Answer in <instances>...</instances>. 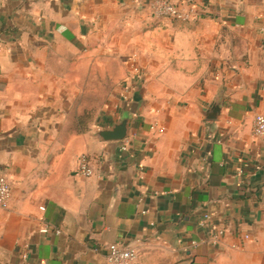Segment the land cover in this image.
I'll return each mask as SVG.
<instances>
[{"label":"crops","instance_id":"obj_1","mask_svg":"<svg viewBox=\"0 0 264 264\" xmlns=\"http://www.w3.org/2000/svg\"><path fill=\"white\" fill-rule=\"evenodd\" d=\"M155 1L0 0V264H107L111 245L131 264H264V0H167L172 20ZM123 114L129 138L100 143Z\"/></svg>","mask_w":264,"mask_h":264},{"label":"built area","instance_id":"obj_2","mask_svg":"<svg viewBox=\"0 0 264 264\" xmlns=\"http://www.w3.org/2000/svg\"><path fill=\"white\" fill-rule=\"evenodd\" d=\"M150 11L153 18L157 19H185L186 14L177 11V5L172 4L167 0H158L150 5ZM137 75V74H136ZM253 131L256 135H262L264 133V117H254ZM78 174L82 177L88 178L92 175L90 160L88 158H80L78 160ZM10 200V186L0 179V210H5ZM206 216L203 220H207ZM107 264H131L135 258V252L130 248L111 245L108 247Z\"/></svg>","mask_w":264,"mask_h":264},{"label":"trees","instance_id":"obj_3","mask_svg":"<svg viewBox=\"0 0 264 264\" xmlns=\"http://www.w3.org/2000/svg\"><path fill=\"white\" fill-rule=\"evenodd\" d=\"M105 89L99 90L98 95H85L81 100L88 101L87 104L81 103L78 105L80 106V110L77 111V106H74L72 112L70 113V122L64 128L66 134H78L82 135L85 134L88 130L89 124L94 120V118L99 113V110L105 103L107 96L111 93V86L106 84L102 85Z\"/></svg>","mask_w":264,"mask_h":264},{"label":"water","instance_id":"obj_4","mask_svg":"<svg viewBox=\"0 0 264 264\" xmlns=\"http://www.w3.org/2000/svg\"><path fill=\"white\" fill-rule=\"evenodd\" d=\"M220 114V98H217L212 107L202 113V117L207 122L217 121ZM131 117L127 114H123L119 117L118 121L112 125L101 129L95 133V138L100 143H118L127 140L130 136L129 124Z\"/></svg>","mask_w":264,"mask_h":264},{"label":"rangeland","instance_id":"obj_5","mask_svg":"<svg viewBox=\"0 0 264 264\" xmlns=\"http://www.w3.org/2000/svg\"><path fill=\"white\" fill-rule=\"evenodd\" d=\"M116 121H118V120H116ZM108 124H110V123H108V121H104L103 123H100V126H106V125H108Z\"/></svg>","mask_w":264,"mask_h":264}]
</instances>
